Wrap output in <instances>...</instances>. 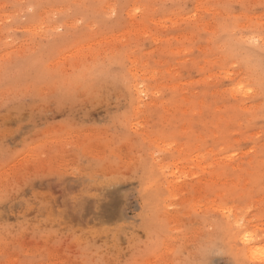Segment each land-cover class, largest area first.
<instances>
[{"label": "rangeland", "instance_id": "374dc122", "mask_svg": "<svg viewBox=\"0 0 264 264\" xmlns=\"http://www.w3.org/2000/svg\"><path fill=\"white\" fill-rule=\"evenodd\" d=\"M0 264H264V0H0Z\"/></svg>", "mask_w": 264, "mask_h": 264}]
</instances>
